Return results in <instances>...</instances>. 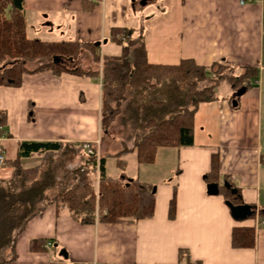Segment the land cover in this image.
Wrapping results in <instances>:
<instances>
[{
  "label": "crops",
  "instance_id": "1",
  "mask_svg": "<svg viewBox=\"0 0 264 264\" xmlns=\"http://www.w3.org/2000/svg\"><path fill=\"white\" fill-rule=\"evenodd\" d=\"M88 1L94 4L90 11L83 0H24L27 38L93 43L100 46L101 58L118 57L121 48L110 41L112 31L131 29L143 37L153 64L230 65L237 76L252 68L256 79L237 107L227 83L217 88L218 100L200 104L193 145L159 148L152 164L137 160V171L126 177L154 187L153 218L84 225L67 209L50 206L29 222L11 264H264V227H256V218L234 219L223 196L208 195L206 182L217 156L219 185L229 181L245 205L259 210L264 205V0H152L145 6L143 0ZM156 2L162 5L147 16L134 11L137 3ZM86 58V64L74 67L92 68ZM102 89V75L57 76L51 70L25 74L18 88L0 86V111L7 116L0 146L6 163L17 160L21 142L89 145L98 156L117 153L109 141L115 132L102 136ZM122 126L136 132L123 117ZM38 158H23L20 164L31 169ZM108 161L107 175L118 179L111 176ZM13 173L5 164L0 180L12 179ZM242 226L256 229L255 248L232 247V231ZM36 240L46 242L44 251H31ZM181 251L188 260L180 262Z\"/></svg>",
  "mask_w": 264,
  "mask_h": 264
},
{
  "label": "trees",
  "instance_id": "2",
  "mask_svg": "<svg viewBox=\"0 0 264 264\" xmlns=\"http://www.w3.org/2000/svg\"><path fill=\"white\" fill-rule=\"evenodd\" d=\"M83 3L85 10L94 8L88 0ZM110 41L121 48L120 56L101 58L100 46L93 43L29 40L24 0H0V86L18 88L25 74L47 70L57 76L64 73L85 77L102 75V136L109 134L121 115L136 130L131 145L101 156L93 146V154L87 155L83 145L21 142L17 160L6 163L14 168L12 179L0 180V264L15 260L18 240L29 222L50 206L67 209L74 220L84 225L153 218L154 187L138 180L125 183L109 177L106 161L113 158L118 168L125 170L126 157L132 153L137 154L139 164H152L159 148L193 145L194 117L200 104L218 100L216 91L223 83L229 84L236 93L256 79L252 68L237 76L236 69L230 65L215 64L207 68L193 60H183L178 65L153 64L143 37L135 36L131 29H114ZM84 53L90 57L93 67L72 68L70 65L74 66ZM56 58L60 61L56 62ZM6 127V113L0 111V135L5 134ZM65 151L80 157V165L67 172V176H72L67 181L66 176L60 179L59 166L53 165L55 158ZM35 156L42 157V164L31 169L21 167V159ZM219 178V159L214 156L211 171L206 175L207 185H219ZM225 183L229 187L219 185V195L235 206L245 205L233 184ZM175 214L174 197L170 202V218ZM258 215L264 221V205ZM255 217L254 214L250 219ZM256 239L253 227H236L232 231L235 249H253ZM45 244L36 240L30 249L44 251ZM188 258V253L181 251L180 262Z\"/></svg>",
  "mask_w": 264,
  "mask_h": 264
},
{
  "label": "rangeland",
  "instance_id": "3",
  "mask_svg": "<svg viewBox=\"0 0 264 264\" xmlns=\"http://www.w3.org/2000/svg\"><path fill=\"white\" fill-rule=\"evenodd\" d=\"M161 3L162 2H156L153 5H148L146 7H141L137 3L135 5L136 9L134 11L135 12H143L147 16V14L153 13L154 9L160 7L162 5ZM146 21H148V19ZM85 58L87 59V61H90V57L87 54L84 53L79 58L77 64H79V63L80 64H82V63L86 64V61L84 60ZM89 63L92 64L91 62H89ZM70 66H72V68L74 67L73 65H70ZM34 67L35 66H33L32 68H34ZM122 117H123L122 115L120 117H118V120L115 122V124L110 129V132L111 131L115 132V133H113L114 134L113 137L109 138V141L113 140V142L115 143L114 147H112V149H111L113 152H119L120 150H122L124 145H131L132 144V140L134 138V133L131 131L129 126H127V128H124V126H122ZM132 133H133V136H132ZM35 157H39V156H35ZM128 159H129V164H128V166H127V168L125 170H122V169L118 168L116 166L115 160L113 158H109L108 159L109 160L108 161V169H109V172L111 173V176L117 177L118 179L124 181L125 183H128L131 180V178H128L126 176L134 174L137 171V167H138V163H137V159H136V154L135 153H133V155L132 154L129 155ZM37 160H38L37 162H39V164L37 166L42 164V162H43L42 157L38 158ZM53 165L54 166H59L58 171H59L60 179L62 180L66 176L67 179H65V180L67 181L68 179H71V177H72L70 175L67 176L66 175L67 172L71 171L72 169H74V168H76L77 166L80 165V157L79 156H75L73 154V152H71V151H65L64 153L58 155L55 158V161H54ZM118 171L120 172L119 175H117V173H116ZM95 187L97 189V187H98V183L97 182L95 184Z\"/></svg>",
  "mask_w": 264,
  "mask_h": 264
},
{
  "label": "water",
  "instance_id": "4",
  "mask_svg": "<svg viewBox=\"0 0 264 264\" xmlns=\"http://www.w3.org/2000/svg\"><path fill=\"white\" fill-rule=\"evenodd\" d=\"M152 0H143L141 2V5L145 6L149 3H151ZM56 62H59L60 59L56 58L55 59ZM247 91L246 87H242L241 89H239L236 93H235V98L232 101V104L234 107H237L238 105V101L237 99L241 98ZM225 186L229 187L228 183H225ZM207 193L210 196H217L220 193V189H219V185L217 184H210L207 186ZM226 205L228 206L231 215L233 216L234 219H236L237 221L243 222L246 221L248 219H250L256 212V208L254 209L252 206L250 205H240V206H235L230 202H226Z\"/></svg>",
  "mask_w": 264,
  "mask_h": 264
},
{
  "label": "built area",
  "instance_id": "5",
  "mask_svg": "<svg viewBox=\"0 0 264 264\" xmlns=\"http://www.w3.org/2000/svg\"><path fill=\"white\" fill-rule=\"evenodd\" d=\"M83 150L85 151V153L87 155H92L93 154V150L89 147V145H83ZM6 164V155H5V151L4 149L0 146V168L3 167L4 165ZM259 213V209L256 208V212H255V215H256V227L259 228V227H262L264 226V221H261L260 220V217L258 215ZM49 246H51V244H49Z\"/></svg>",
  "mask_w": 264,
  "mask_h": 264
}]
</instances>
